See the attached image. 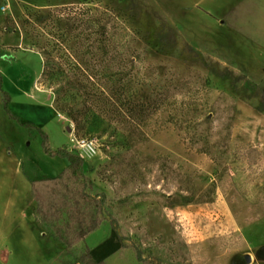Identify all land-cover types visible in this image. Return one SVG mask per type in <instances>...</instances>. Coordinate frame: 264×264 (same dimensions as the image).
Masks as SVG:
<instances>
[{
    "label": "rangeland",
    "instance_id": "obj_1",
    "mask_svg": "<svg viewBox=\"0 0 264 264\" xmlns=\"http://www.w3.org/2000/svg\"><path fill=\"white\" fill-rule=\"evenodd\" d=\"M84 3L113 10L123 33L127 27L121 43L128 39L139 96L170 89L180 73L186 100L206 108L169 106L138 129L94 117L76 134L56 107L57 85L41 74L47 41L63 30L56 15ZM0 45L10 109L43 127L53 149L79 151L108 197L106 221L86 240L97 260L264 264V0H0ZM71 95V105L83 100ZM213 108V125L201 130L220 141L207 152L194 144L196 131L173 119L202 120ZM67 164L45 153L38 130L8 118L0 89V264H81L84 244L69 249L54 239L32 198L31 180L55 177Z\"/></svg>",
    "mask_w": 264,
    "mask_h": 264
},
{
    "label": "trees",
    "instance_id": "obj_2",
    "mask_svg": "<svg viewBox=\"0 0 264 264\" xmlns=\"http://www.w3.org/2000/svg\"><path fill=\"white\" fill-rule=\"evenodd\" d=\"M56 18L63 23V30L57 26V35L53 34L55 39L47 41L48 50L41 78L57 85L56 107L65 109L75 122L76 134L85 130L94 117L117 118L116 124L130 122L138 129L147 119L166 111L169 106L176 107L180 112L191 107H195V110L206 108L202 103L186 100L187 91L183 89L184 79L180 73L176 74L177 81L168 90L165 87L154 88L153 92L142 96L133 90L129 74L132 60L126 56L127 50L124 48L128 39L121 43L124 33L131 35L127 27L123 28L124 33L121 31L119 16L113 10L93 8L86 3L67 5ZM4 57L0 45V63ZM0 89L3 111L8 118L30 131L38 130L46 154L68 160L57 176L31 180L39 223L69 249L84 244L79 254L81 264H108L92 255L86 241L106 221L108 197L98 190L87 174L84 156L66 145L53 149L43 127L32 121H22L20 115L10 109L12 97L3 87L1 68ZM73 91L83 96V100L75 105L69 103ZM210 114L212 117H209ZM177 115L173 121L179 128L196 131L192 140L199 149L209 152L217 147L220 139L201 130L206 124L213 125L215 108L206 112V118L202 120ZM124 246L123 243L121 247ZM136 254L139 261H145L140 250L137 249Z\"/></svg>",
    "mask_w": 264,
    "mask_h": 264
},
{
    "label": "built area",
    "instance_id": "obj_3",
    "mask_svg": "<svg viewBox=\"0 0 264 264\" xmlns=\"http://www.w3.org/2000/svg\"><path fill=\"white\" fill-rule=\"evenodd\" d=\"M83 147L88 153H92V154L95 153V148L92 143L85 142V144H83Z\"/></svg>",
    "mask_w": 264,
    "mask_h": 264
},
{
    "label": "water",
    "instance_id": "obj_4",
    "mask_svg": "<svg viewBox=\"0 0 264 264\" xmlns=\"http://www.w3.org/2000/svg\"><path fill=\"white\" fill-rule=\"evenodd\" d=\"M247 260L250 261V257L249 256L247 257Z\"/></svg>",
    "mask_w": 264,
    "mask_h": 264
}]
</instances>
